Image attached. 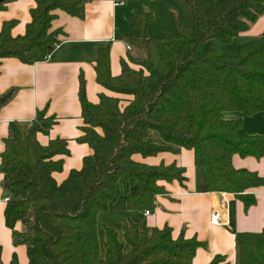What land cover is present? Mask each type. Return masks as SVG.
<instances>
[{"label":"trees","instance_id":"16d2710c","mask_svg":"<svg viewBox=\"0 0 264 264\" xmlns=\"http://www.w3.org/2000/svg\"><path fill=\"white\" fill-rule=\"evenodd\" d=\"M0 0V9L5 2ZM191 14V30L176 18L175 32L163 29L149 36L148 13L133 19L137 31L128 40L139 49L120 72H110L109 44L100 47L94 66L96 81L106 92L87 100L85 83L79 80L78 96L83 126L77 141L92 153L82 159L58 183L53 174L63 168L67 141L51 139L41 145L37 132H46L53 116L36 113L22 136H8L0 151L3 189L8 196L5 225L14 245L26 247L27 264H191L200 242L162 229L123 226L122 238L105 229L103 252L96 234V216L123 193L129 209H150L164 187L158 181L183 179L174 164L151 166L135 161L171 149H192L201 192H228L245 208L255 202L249 189L264 186V177L234 168L233 154L264 156V134H248L240 117L224 118L236 111H264V31L238 48L235 54L217 55L216 42L229 43L264 13V0H179ZM85 0H35L24 34L13 36L14 21L0 29V59L15 57L25 63L42 59L58 42L49 31L54 10L82 17ZM205 44L204 57L195 53ZM157 131L167 143L155 144L148 136ZM136 191L130 193V188ZM20 221L22 231L14 229ZM236 264H264V228L260 232H236ZM218 255L209 264L223 261ZM12 264H18L12 257ZM228 264V262H223Z\"/></svg>","mask_w":264,"mask_h":264},{"label":"crops","instance_id":"0c3cea01","mask_svg":"<svg viewBox=\"0 0 264 264\" xmlns=\"http://www.w3.org/2000/svg\"><path fill=\"white\" fill-rule=\"evenodd\" d=\"M114 1L85 0L82 17L72 16L60 9L54 10L55 17L49 31L58 32V46L51 51L48 60L25 63L15 57L0 59V99L8 95L4 102H0V151L8 136H22L23 129L38 111H43L45 116H53V124L46 132H37L36 138L41 145L55 138L67 141L69 153L55 157L63 158L62 170L53 174L58 183L71 170L80 169L83 157L92 153L86 143L77 141L83 126L78 90L82 77L88 101L95 103L99 94L106 92L96 81L94 66L98 49L109 44L110 72L112 75L119 74L121 59L128 61V56L134 50L128 40L137 34L132 25L135 16L144 13L151 16L147 27V34L151 36L148 29L163 25L162 32L171 26L172 21L174 23L178 18V4H182L179 0H117L123 3L115 5ZM34 6L35 0L5 2L0 9V29L5 21L11 20L14 21L11 34H24L31 19L30 10ZM263 31L264 13L225 44L234 43L235 54L241 45L259 37ZM126 44L131 49H126ZM223 116L240 117L243 130L248 134H264V111L250 115L228 111ZM148 136L155 144H167L157 131H150ZM133 159L151 166L174 164L183 169V179L158 181L164 187V192L155 195L148 215L144 214L146 209L127 208L123 193L110 202L106 210L98 212L96 234L100 252H103L101 248L107 227L113 228L121 239L123 226L132 222L157 229L168 227L173 239L181 236L200 242L191 264H209L218 255L224 260L217 264H236L235 233L260 232L264 228V186L247 191L254 194L255 202L245 208L243 202L232 193L199 190V174L194 165L192 149L172 145L171 149L151 156L135 154ZM231 163L234 168L247 169L264 177V156L233 154ZM3 178L0 172V264H12V257L18 264H27L25 245L13 244L12 230L4 222L8 196L2 186ZM135 191L136 186L130 188V193ZM215 211L220 212L223 222L210 221V215ZM14 229L22 231V223L16 222Z\"/></svg>","mask_w":264,"mask_h":264},{"label":"rangeland","instance_id":"374dc122","mask_svg":"<svg viewBox=\"0 0 264 264\" xmlns=\"http://www.w3.org/2000/svg\"><path fill=\"white\" fill-rule=\"evenodd\" d=\"M178 18L181 19L185 25V28L187 30H191L192 24H191V14L189 12V10L187 9V7H185L182 4H178ZM163 25H157L154 26L150 29H148V33L151 36H159L161 34V29H162ZM167 29H169L172 32L176 31V28L174 26L173 21L171 22V26L170 27H166ZM154 32V33H152ZM216 48V49H215ZM214 48L215 53L217 54H233L236 49H235V44L231 43V44H225V43H219L216 42V47ZM204 50H205V44L204 43H200L196 49H195V53L197 56L199 57H204ZM139 49L136 47H134L133 53L131 55L136 56L139 53ZM102 245H100L101 248ZM103 248H101L102 250ZM102 252V251H101Z\"/></svg>","mask_w":264,"mask_h":264},{"label":"built area","instance_id":"2783aa9c","mask_svg":"<svg viewBox=\"0 0 264 264\" xmlns=\"http://www.w3.org/2000/svg\"><path fill=\"white\" fill-rule=\"evenodd\" d=\"M122 3H123L122 1H117V0L114 1V4H115V5H117V4H122ZM57 46H58V45L55 43V44L52 46V49H51L50 51H47V52L43 55L41 61H46V60H48V59L50 58L51 51H52L53 49H55ZM126 49H131L130 45L126 44ZM32 121H33V120H32ZM32 121H31V122H32ZM31 122H30V123H31ZM30 123H29V124H30ZM150 212H151V211H150L149 209H146V210L144 211V214H145V215H148ZM210 221H211L212 223H221V222H223V219H222V217H221L220 212H219V211H215V212H213V213L210 215Z\"/></svg>","mask_w":264,"mask_h":264},{"label":"water","instance_id":"95a60500","mask_svg":"<svg viewBox=\"0 0 264 264\" xmlns=\"http://www.w3.org/2000/svg\"><path fill=\"white\" fill-rule=\"evenodd\" d=\"M7 97H8V95L2 97V98L0 99V102H4V101L7 99Z\"/></svg>","mask_w":264,"mask_h":264}]
</instances>
